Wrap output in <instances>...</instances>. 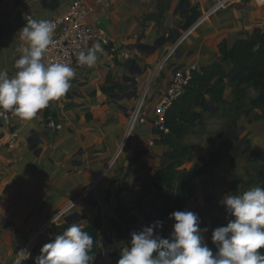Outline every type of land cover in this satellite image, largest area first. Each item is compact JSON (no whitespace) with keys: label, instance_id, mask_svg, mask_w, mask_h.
<instances>
[{"label":"crops","instance_id":"crops-1","mask_svg":"<svg viewBox=\"0 0 264 264\" xmlns=\"http://www.w3.org/2000/svg\"><path fill=\"white\" fill-rule=\"evenodd\" d=\"M73 1L0 0V70L15 75L16 48L23 43L18 32L27 19L53 20L65 14ZM82 1L88 10L87 24L93 30L105 31L118 52L94 40L86 50L99 42L103 52L97 53L92 67L74 66L76 75L64 96L50 101L32 120L14 119L16 146H0V264H21L24 260L35 264L42 246L50 242L55 224L77 223L85 229L98 217L104 225L102 252L92 264H117L114 253L118 250L121 257L122 249L130 247L132 232L157 220L163 221L160 236L170 238L175 221L166 214L167 205L156 197V175L167 165L170 151L162 141V132L151 122L156 104L176 68L196 66V71H202L222 62L224 70L230 72L233 63L222 61L220 45L231 48L241 39L264 33V0ZM183 26L188 28L185 32L181 31ZM179 32L182 37L175 55L157 71ZM224 84V99L232 102L234 93L228 78ZM144 91L142 113L148 122L135 125L128 133L130 114ZM208 99L207 110L196 109L204 111L206 121L214 116L226 118L227 128L207 131L195 140L189 134L185 141L192 155L177 167L181 175L202 163V157L208 160L211 153L221 152L218 162L194 179L196 190L186 208L198 214L201 228H207L202 233L205 242L210 236L211 217L223 216L220 207L211 208L225 195H232L230 187L237 178L249 180L248 158L257 159L264 151L263 119L242 115L234 128L223 109L212 112L216 105L210 96ZM51 119L61 122L62 127L50 128L47 122ZM3 142H7L6 137ZM173 186L177 190L179 182ZM256 186L239 184V195ZM141 195L145 197L138 202ZM66 206H71L70 210L42 233ZM66 217L72 221L67 222ZM132 217L136 223L130 222ZM118 224L123 235L118 233ZM38 232L36 244L20 261L28 239ZM106 235L112 243L104 245Z\"/></svg>","mask_w":264,"mask_h":264},{"label":"clouds","instance_id":"clouds-1","mask_svg":"<svg viewBox=\"0 0 264 264\" xmlns=\"http://www.w3.org/2000/svg\"><path fill=\"white\" fill-rule=\"evenodd\" d=\"M56 24L48 19H27L19 30L23 43L16 48L15 75L0 70V109L32 120L49 102L64 96L75 77L74 69L60 61H45L44 56L54 44ZM99 42L77 59L80 65L92 67ZM230 219L226 226L216 227L211 240L216 251L205 243L198 214L177 210L170 238H162L157 220L139 232H132L130 247H124L117 264H264V188L251 187L240 195H225L220 201ZM94 238L79 224L73 223L54 240L46 243L35 258V264H92Z\"/></svg>","mask_w":264,"mask_h":264},{"label":"trees","instance_id":"trees-1","mask_svg":"<svg viewBox=\"0 0 264 264\" xmlns=\"http://www.w3.org/2000/svg\"><path fill=\"white\" fill-rule=\"evenodd\" d=\"M219 50L222 61L227 59L232 61V70L226 72L222 62H215L203 68L202 71H195L185 92L167 110L165 116V127L168 132H162V141L170 147V151L166 154L167 165L161 168L156 175L158 182L155 185L158 189L156 197L167 205V215L177 210H186L188 199L194 195L196 190L194 179L206 174L209 171L208 167L216 164L218 156L221 155V152L211 153L208 160L202 157V163H197L191 170L178 175L177 167L192 155L190 145L185 141L186 137L195 131L196 125L206 121L203 110L208 109V96L216 105L212 112L217 113L219 109H223L224 115L227 114L230 117L229 124L234 128L238 127V119L242 115L254 120H264V33L241 39L231 48L225 43L221 44ZM227 78L233 87L234 100L232 102L224 99V82ZM254 91L256 95L253 94ZM198 106L203 110H197ZM247 161L246 174L249 180L245 182L242 178H237L230 187L232 195H239L238 186L241 183H246V186L256 183L264 188V151L257 159L250 157ZM177 181L179 187L176 190L173 185ZM161 184L166 186L163 187ZM217 207L221 208L223 216L213 215L211 217V225L208 227L210 236L205 242L214 253L216 248L211 240L212 231L216 227L226 226L230 219H234L227 214L225 206L221 203L215 204L210 211ZM130 222L136 223V218H130ZM70 225L71 223L55 224L52 228L50 242ZM84 230L94 238L91 254L97 259L102 248L104 234L102 218H96ZM118 233L124 234L121 224H118ZM110 243H112L111 239H108L107 244ZM119 254L118 250L114 253L117 261L120 259ZM21 264H27V262L24 260Z\"/></svg>","mask_w":264,"mask_h":264},{"label":"built area","instance_id":"built-area-1","mask_svg":"<svg viewBox=\"0 0 264 264\" xmlns=\"http://www.w3.org/2000/svg\"><path fill=\"white\" fill-rule=\"evenodd\" d=\"M87 11L88 10L82 0H74L69 10L65 14L51 20L56 24V29L53 36L54 44L49 47L44 56L46 62L60 61L63 63H68L72 68H74L75 65L80 66L79 62L76 61L78 53L81 50H86V48L94 40H98L106 45H111L112 51L118 52L117 46L111 44L110 39L108 38L105 31L93 30L87 24ZM181 37L168 47L157 66V71L163 68L175 55L177 47L181 42ZM121 54L126 58L130 57L129 53L122 52ZM196 70V66H190L188 68H176L173 71L169 87L156 104L155 117L151 119V122L161 132H168V129L165 127V116L167 110L183 95ZM146 94V91L141 94L140 99L130 114L128 133L135 127V125L148 122V118L142 113L146 100ZM16 117L17 115L15 113L0 109V146L3 144H6L11 148L16 146L18 132L15 128H13L12 124ZM47 124L52 129H60L62 127L61 122H56L53 119L49 120ZM4 137L7 138L6 143L3 142ZM151 143H154L153 140H151ZM70 208L71 206H66L65 208L61 209L50 220V222L41 229V232L43 233L54 223L58 222V220L63 217L70 210ZM40 233L38 232L28 239L26 245L22 249L20 261H22V257H26L32 250Z\"/></svg>","mask_w":264,"mask_h":264},{"label":"rangeland","instance_id":"rangeland-1","mask_svg":"<svg viewBox=\"0 0 264 264\" xmlns=\"http://www.w3.org/2000/svg\"><path fill=\"white\" fill-rule=\"evenodd\" d=\"M181 29H182L181 31L185 32L188 28H187V26L186 27L183 26ZM174 33L175 32H173V34ZM180 35H181V32H179L177 39L181 37ZM255 93L256 92L254 91L253 94H255ZM224 120H226V118H223L222 116H220V118H219V116H214L205 122L199 123L198 125H196L195 131L190 133L191 135H193V137L191 136L192 140L200 138L207 131H211L212 133H215L219 129H222L225 127L227 128V123ZM229 132L233 133V129L230 128ZM29 253H28V255H29Z\"/></svg>","mask_w":264,"mask_h":264},{"label":"water","instance_id":"water-1","mask_svg":"<svg viewBox=\"0 0 264 264\" xmlns=\"http://www.w3.org/2000/svg\"><path fill=\"white\" fill-rule=\"evenodd\" d=\"M144 197H145L144 195H141V197L139 198V201H138V202H140ZM162 212H163V210H162ZM162 212H161V213H162ZM161 213H160V215H161ZM65 220H66L67 222H71V221H72V218H70V217H66ZM125 222H127V220H126ZM128 227H129V226H127V229H129ZM107 238H108V235H106L105 238H104V245H106ZM101 252H102V250H101Z\"/></svg>","mask_w":264,"mask_h":264}]
</instances>
